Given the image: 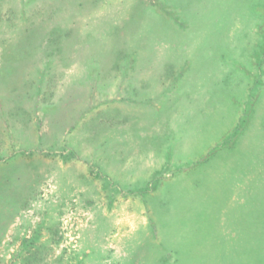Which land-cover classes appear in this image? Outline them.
I'll list each match as a JSON object with an SVG mask.
<instances>
[{
	"label": "rangeland",
	"instance_id": "rangeland-1",
	"mask_svg": "<svg viewBox=\"0 0 264 264\" xmlns=\"http://www.w3.org/2000/svg\"><path fill=\"white\" fill-rule=\"evenodd\" d=\"M33 235L264 264V0H0V264Z\"/></svg>",
	"mask_w": 264,
	"mask_h": 264
},
{
	"label": "trees",
	"instance_id": "trees-1",
	"mask_svg": "<svg viewBox=\"0 0 264 264\" xmlns=\"http://www.w3.org/2000/svg\"><path fill=\"white\" fill-rule=\"evenodd\" d=\"M38 239L39 238L37 235H33L31 238H25L23 240V248L25 249L24 254L26 255L25 260H23L24 264H41V262L45 261L46 258L43 255L42 249L46 246L48 241L45 243H39L37 245L36 241H38ZM59 241L60 240H58L56 243ZM58 263L62 264L61 260Z\"/></svg>",
	"mask_w": 264,
	"mask_h": 264
}]
</instances>
